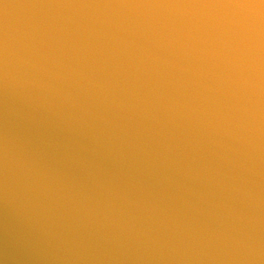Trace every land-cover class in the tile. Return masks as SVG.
<instances>
[{"label":"water","instance_id":"obj_1","mask_svg":"<svg viewBox=\"0 0 264 264\" xmlns=\"http://www.w3.org/2000/svg\"><path fill=\"white\" fill-rule=\"evenodd\" d=\"M0 264H264V0H0Z\"/></svg>","mask_w":264,"mask_h":264}]
</instances>
